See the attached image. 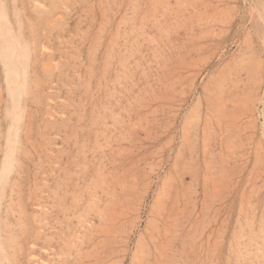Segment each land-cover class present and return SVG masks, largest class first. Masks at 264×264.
I'll return each mask as SVG.
<instances>
[{
	"label": "rangeland",
	"instance_id": "374dc122",
	"mask_svg": "<svg viewBox=\"0 0 264 264\" xmlns=\"http://www.w3.org/2000/svg\"><path fill=\"white\" fill-rule=\"evenodd\" d=\"M0 1L32 45L0 174L10 264H238L264 211V0Z\"/></svg>",
	"mask_w": 264,
	"mask_h": 264
},
{
	"label": "bare ground",
	"instance_id": "6f19581e",
	"mask_svg": "<svg viewBox=\"0 0 264 264\" xmlns=\"http://www.w3.org/2000/svg\"><path fill=\"white\" fill-rule=\"evenodd\" d=\"M3 1V0H2ZM15 1V0H13ZM37 1V0H36ZM122 1V0H121ZM151 1V0H150ZM163 1V0H161ZM4 3V2H3ZM15 3V2H14ZM13 3V4H14ZM126 3V2H125ZM41 4V3H40ZM39 4V7L41 6ZM92 4V3H91ZM6 5V4H5ZM3 4V7L5 6ZM16 5V4H15ZM13 5V6H15ZM33 6H35L33 4ZM32 6V7H33ZM76 6V5H75ZM101 6V5H99ZM263 6V5H262ZM31 7V8H32ZM48 7V6H47ZM131 7V6H130ZM34 8V7H33ZM64 8V7H63ZM18 9V7H17ZM42 9V8H41ZM45 11V7L43 8ZM14 10L15 7H14ZM133 10V9H132ZM168 10V9H167ZM252 10V9H251ZM18 11V10H17ZM38 11V10H37ZM48 11V10H47ZM90 11V9H89ZM16 12V11H15ZM36 12V10L34 11ZM39 12V11H38ZM67 12V11H66ZM133 12V11H132ZM79 13V12H78ZM40 14V13H39ZM161 14V13H160ZM60 15V14H59ZM70 15V14H69ZM74 15V14H73ZM173 15V14H172ZM21 16V15H20ZM44 16V14H43ZM213 16V15H212ZM8 15H6L5 11L2 9V2L0 1V60H1V65L3 66V71L4 72V76H5V82H6V91L8 92L9 95V99H10V108L7 110V117H9V120L11 122L12 119L17 120V126L16 128H13L10 123L9 126L7 128V132H8V136L5 140V144H4V156H3V161H2V169H1V175H8V168L12 166V162H15L16 160H14V152L16 150L17 144H18V132H19V121L22 115V112L24 111V107H23V96L26 94L27 92V77H28V63H29V53L30 50H32V45L30 46V44L27 42L26 38L23 37V33H22V29H23V23L22 21L18 18V14L16 15V20H15V26L7 20ZM13 18V19H15ZM56 18V17H55ZM54 18V19H55ZM58 18V17H57ZM68 20V19H67ZM38 21V20H37ZM98 22V20H97ZM37 23V22H36ZM51 23V22H50ZM99 23V22H98ZM97 24V23H96ZM118 24V23H117ZM119 27V26H118ZM75 29V28H74ZM131 29V33H135L137 36H144V21L141 22L140 24L136 25H132L130 27ZM160 29V28H159ZM45 30V29H44ZM96 31V30H95ZM115 31V30H114ZM162 31V29H161ZM49 33V32H48ZM31 34V33H30ZM74 35V33H73ZM116 35V34H115ZM25 36V35H24ZM49 36V35H48ZM79 36V35H78ZM96 36V35H95ZM99 36V35H98ZM93 37V36H92ZM48 38V37H47ZM95 38V37H94ZM98 38V37H97ZM49 39V38H48ZM245 40V39H244ZM155 41V40H154ZM31 42V41H30ZM158 44V43H157ZM62 45V44H61ZM45 47V46H44ZM147 47V46H146ZM196 47V46H195ZM111 48V47H110ZM47 51V50H46ZM54 52V51H53ZM43 54V52H42ZM131 54V53H130ZM72 55V54H71ZM107 55V54H106ZM33 56V55H31ZM111 56V55H110ZM242 56V55H241ZM204 57V56H203ZM31 59V58H30ZM50 59V58H48ZM106 59V58H105ZM207 59V58H206ZM52 60V59H51ZM58 60V59H57ZM203 59H201L202 61ZM234 60V59H233ZM43 61V60H42ZM104 61V60H103ZM197 61V60H196ZM200 61V62H201ZM50 62V61H49ZM7 63H9L11 65V68H9L7 66ZM45 63V62H44ZM58 63V62H57ZM138 63V62H137ZM235 63V61H234ZM62 65V64H61ZM127 64H124V68ZM56 65H54L55 67ZM121 66V65H120ZM237 66V65H236ZM32 67V66H31ZM43 67V66H42ZM46 67V66H45ZM45 67H43L45 69ZM52 67V66H51ZM123 67H121L123 69ZM59 68V67H58ZM79 68V67H77ZM224 68V67H223ZM47 69V68H46ZM125 70V69H124ZM48 71V70H47ZM127 71V69H126ZM123 73V71H121ZM73 73V72H72ZM118 73V72H117ZM189 73V72H188ZM193 73V72H192ZM57 74V73H56ZM160 75V74H159ZM232 75V74H231ZM95 77V76H94ZM120 77V76H119ZM104 80V79H103ZM179 81V80H178ZM226 81V80H225ZM240 81V80H239ZM167 82V81H166ZM41 83V82H40ZM55 84V82H54ZM163 84V83H162ZM109 86V85H108ZM221 86H219L220 88ZM234 87V86H233ZM231 89V88H230ZM113 90V89H112ZM114 93V92H113ZM163 93V92H162ZM183 93V92H182ZM213 93V92H212ZM245 94V93H244ZM243 95V94H242ZM247 95V94H246ZM164 96V94H163ZM162 96V97H163ZM229 98V97H228ZM219 99V98H218ZM154 100V99H153ZM173 100V99H172ZM227 100V98H226ZM232 101V100H231ZM155 102V101H154ZM201 103V102H200ZM57 104V103H56ZM68 105V104H67ZM219 105V104H218ZM243 105V104H242ZM85 106V105H84ZM102 106V105H101ZM226 106V105H225ZM105 108V107H104ZM173 108V106H172ZM217 108V107H215ZM52 110V109H51ZM193 110V108H192ZM54 111V110H53ZM218 111V110H217ZM172 112V111H171ZM220 112V111H219ZM237 112V110H236ZM189 113V112H188ZM233 113V112H232ZM50 114V113H48ZM47 114V115H48ZM64 114V113H63ZM225 114V113H224ZM111 118L113 119L114 116L116 115V113H111ZM193 115V114H192ZM226 115V114H225ZM235 115V114H234ZM254 116V115H253ZM42 117V116H41ZM141 117V116H140ZM147 117V116H146ZM230 117V116H229ZM48 119H50V117H48ZM47 119V120H48ZM57 119V118H56ZM207 119V118H206ZM205 119V120H206ZM46 120V121H47ZM148 120V119H147ZM208 121V120H206ZM66 122V121H65ZM42 123V122H41ZM188 123V120H187ZM220 123V122H219ZM254 123V122H253ZM102 127H100L99 129H101L100 131L103 132V130H105L108 125L107 123H102ZM209 124V123H208ZM228 124V123H227ZM111 125V124H110ZM234 125V124H233ZM227 126V125H226ZM106 127V128H104ZM187 127V126H186ZM208 127V126H207ZM40 128V127H39ZM70 129V128H69ZM28 131V130H27ZM42 131V129H41ZM40 131V132H41ZM186 131V130H185ZM99 132V130L97 131ZM227 132V131H226ZM234 132V131H233ZM62 133V132H61ZM237 133V132H235ZM42 134V133H41ZM210 134V133H209ZM223 134V133H222ZM6 135V134H5ZM40 135V134H39ZM185 135V134H184ZM130 136V135H129ZM230 136V135H229ZM228 136V137H229ZM206 137V136H205ZM44 138V137H43ZM42 138V139H43ZM77 138V137H76ZM146 138V137H145ZM188 138V137H187ZM238 138V137H237ZM263 138V137H262ZM41 140V139H40ZM53 140V139H52ZM104 140V139H103ZM207 140V139H206ZM227 140V139H226ZM232 141V140H231ZM233 142V141H232ZM40 143V142H39ZM226 143V142H225ZM98 144L101 145V143L98 141ZM228 144V143H227ZM235 144V143H234ZM168 145V144H167ZM13 146L14 147V151L11 152L9 151V148ZM77 146V145H76ZM97 146V145H96ZM226 147V146H225ZM132 148V146H131ZM130 148V149H131ZM206 148V147H205ZM28 150V149H27ZM45 150V149H44ZM66 150V149H65ZM234 150V149H233ZM29 151V150H28ZM88 151V150H87ZM52 152V151H51ZM59 152V151H58ZM85 152V151H84ZM257 152V151H256ZM63 153V152H62ZM45 154V153H44ZM49 154V153H48ZM117 154V153H116ZM3 155V153H2ZM26 155V154H25ZM47 155V154H46ZM230 155V154H229ZM261 155V154H259ZM234 156V155H233ZM47 157V156H46ZM256 157V156H255ZM95 158V157H94ZM39 159V158H38ZM102 160V159H101ZM157 160V159H156ZM255 160V159H254ZM225 161V160H224ZM1 162V160H0ZM35 163V162H34ZM210 163V162H209ZM14 164V163H13ZM19 164V163H18ZM164 168V167H163ZM223 168V167H222ZM10 169V168H9ZM13 169V168H12ZM10 169V170H12ZM22 169V168H21ZM224 169V168H223ZM126 170V169H125ZM256 170V169H255ZM258 170V169H257ZM67 171V170H66ZM224 171V170H223ZM12 172V171H11ZM53 172V171H52ZM100 172V171H99ZM10 173V172H9ZM227 173V172H226ZM220 174V173H219ZM10 175V174H9ZM66 175V174H65ZM111 175V174H110ZM216 175V174H215ZM102 176V175H101ZM178 176V175H177ZM213 176V174H212ZM252 177V176H251ZM1 178V177H0ZM3 178V177H2ZM5 178V176H4ZM7 178V176H6ZM9 178V176H8ZM35 179V178H34ZM183 179V178H181ZM226 179V178H225ZM5 182V179H3ZM44 180V179H43ZM177 180V179H176ZM175 180V181H176ZM8 181V180H7ZM46 181V180H45ZM44 181V182H45ZM68 181V180H67ZM1 182V181H0ZM3 182V181H2ZM40 183V182H39ZM223 183V182H222ZM42 184V183H41ZM67 184V183H66ZM94 184V183H93ZM258 184V183H257ZM1 185V184H0ZM162 185V184H161ZM206 186V185H205ZM254 186V185H253ZM14 187V186H13ZM12 187V188H13ZM17 187V186H16ZM258 187V186H257ZM2 188V187H1ZM5 188V187H4ZM18 188V187H17ZM35 188V186H34ZM186 188V187H185ZM3 189V188H2ZM56 189V188H55ZM90 189V188H89ZM188 189V188H187ZM245 189V188H244ZM5 190V189H4ZM13 190V189H12ZM10 191V195H12L13 191ZM252 190V189H251ZM190 191V190H189ZM194 191V190H193ZM4 192V191H3ZM169 192V191H168ZM253 192V191H252ZM144 193V192H143ZM164 193V192H163ZM167 193V192H166ZM215 193V192H214ZM32 194V193H31ZM205 195V194H204ZM213 195V194H211ZM251 195V194H250ZM4 196V195H3ZM31 196V195H30ZM157 196V195H156ZM214 196V195H213ZM29 197V196H28ZM78 197V196H76ZM93 197V196H92ZM173 197V196H172ZM171 197V198H172ZM251 197V196H250ZM11 198V196H10ZM207 199V198H206ZM2 200V190H0V203ZM12 200V199H11ZM156 200V199H155ZM212 200V199H211ZM192 201V200H191ZM9 202V201H8ZM159 203V202H158ZM42 206V205H41ZM51 206V205H50ZM135 206V205H134ZM259 206V205H258ZM139 207V206H138ZM201 207V206H200ZM210 207V206H209ZM243 208V207H242ZM43 209L45 210V208L43 207ZM240 209V208H239ZM66 210V209H65ZM158 210V209H157ZM176 210V209H175ZM202 210V209H201ZM39 211V210H38ZM46 211V210H45ZM171 212V211H170ZM13 213V212H12ZM81 213V212H80ZM79 213V214H80ZM153 213V212H152ZM38 214V213H37ZM36 214V216H37ZM173 214V213H172ZM44 215V214H43ZM77 215V214H76ZM138 215V214H137ZM85 217V215H82ZM172 216V215H171ZM207 216V215H206ZM178 217V216H177ZM187 217V216H186ZM168 218V217H166ZM6 219V218H5ZM113 219V218H112ZM261 219V218H260ZM262 221L259 225V227H257L258 229H251L250 227V232L248 234L239 231L238 233L235 232L234 234V240L236 241L235 244V251L238 255V264H260V260L261 262L264 261V211H263V216H262ZM237 220V219H236ZM19 221V220H18ZM38 221V220H37ZM7 222V221H6ZM5 222V223H6ZM208 222V220H207ZM240 222V221H239ZM8 223V222H7ZM6 223V225H7ZM21 223V222H18ZM167 223V222H166ZM192 223V222H191ZM248 223H251V221H249ZM48 224V223H47ZM89 224V223H88ZM91 224V223H90ZM10 225V224H8ZM151 225V223H150ZM205 225V224H203ZM250 225V224H249ZM248 225V226H249ZM88 226V225H87ZM22 227V226H21ZM90 227V226H89ZM92 227V226H91ZM208 227V226H207ZM240 227L242 228V225H240ZM5 228V227H4ZM108 228V227H107ZM155 228V227H153ZM163 228V227H162ZM223 228V227H222ZM28 229V228H27ZM102 230V228H101ZM49 231V230H48ZM157 231V230H156ZM42 232V231H41ZM178 232V231H177ZM36 233V232H35ZM38 233V231H37ZM73 233V232H72ZM71 233V234H72ZM159 234V233H158ZM205 235V234H204ZM40 236V235H39ZM34 237V236H33ZM108 237V236H107ZM5 236L4 234L1 232L0 229V264H10V257L9 254H11V245L10 244L7 248L5 245ZM16 239L15 237H12V239L10 240L14 241V239ZM154 238V237H153ZM158 239V238H157ZM70 240V239H69ZM88 242V241H87ZM8 243V242H7ZM6 243V244H7ZM11 243V242H10ZM14 243V242H13ZM82 243V242H81ZM95 243V242H94ZM116 243V242H115ZM16 245V243H15ZM156 246V245H155ZM162 246V245H161ZM32 247V246H31ZM35 247V246H34ZM52 247V246H51ZM71 247V246H70ZM145 247V246H144ZM163 247V246H162ZM194 249V248H193ZM13 252V251H12ZM82 252V251H81ZM93 253V252H92ZM68 254V253H67ZM235 254V253H234ZM36 255V254H35ZM53 255V254H52ZM13 256V254H12ZM33 256V255H32ZM139 256V255H138ZM16 257V256H15ZM213 257V256H212ZM32 258V257H31ZM30 258V259H31ZM84 258V257H83ZM154 259V258H153ZM139 260V259H138ZM101 261V260H100ZM183 261V260H182ZM43 262V261H42ZM86 262V261H85ZM109 262V261H108ZM157 262V261H156ZM171 262V261H170ZM184 262V261H183ZM98 263V262H97ZM36 264V263H35ZM67 264V263H66ZM106 264V263H105ZM112 264V263H111ZM159 264V263H157ZM170 264V263H169ZM188 264V263H187Z\"/></svg>",
	"mask_w": 264,
	"mask_h": 264
}]
</instances>
